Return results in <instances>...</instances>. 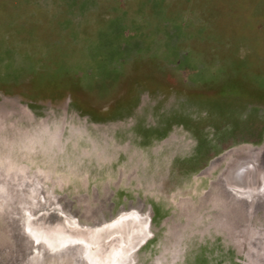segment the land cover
<instances>
[{
	"label": "rangeland",
	"instance_id": "1",
	"mask_svg": "<svg viewBox=\"0 0 264 264\" xmlns=\"http://www.w3.org/2000/svg\"><path fill=\"white\" fill-rule=\"evenodd\" d=\"M236 229L264 0H0V264H264Z\"/></svg>",
	"mask_w": 264,
	"mask_h": 264
},
{
	"label": "bare ground",
	"instance_id": "2",
	"mask_svg": "<svg viewBox=\"0 0 264 264\" xmlns=\"http://www.w3.org/2000/svg\"><path fill=\"white\" fill-rule=\"evenodd\" d=\"M240 232L241 233L245 232L247 237H249L251 240L254 239V240H252L253 242H251L252 244L249 247L250 251H252L254 253L262 254L264 256V234L262 233V231H260V230L254 231L251 229L250 230L244 229V231H239L236 229L235 234H239ZM254 241H257V242L254 243Z\"/></svg>",
	"mask_w": 264,
	"mask_h": 264
}]
</instances>
